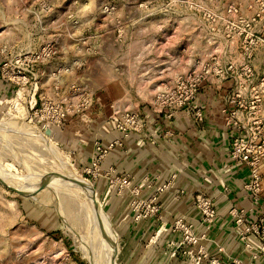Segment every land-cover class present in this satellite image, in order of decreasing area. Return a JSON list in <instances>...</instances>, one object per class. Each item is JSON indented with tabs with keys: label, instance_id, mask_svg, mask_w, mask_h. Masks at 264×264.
Returning a JSON list of instances; mask_svg holds the SVG:
<instances>
[{
	"label": "rangeland",
	"instance_id": "374dc122",
	"mask_svg": "<svg viewBox=\"0 0 264 264\" xmlns=\"http://www.w3.org/2000/svg\"><path fill=\"white\" fill-rule=\"evenodd\" d=\"M190 90L185 108L195 114L207 91L225 124L237 108L264 124V0H0V174L32 184L22 195L0 181V264H93L101 244L90 202L52 186L73 175L110 221L113 264H264L246 209L229 200L220 216L215 192H231L226 180L213 187L197 170L200 179L176 186L175 175L158 183L102 168L144 132L147 113L170 111L169 97ZM190 166L179 163L180 174ZM41 178L51 183L37 190ZM171 188L176 195L161 200ZM199 195L215 204L213 217Z\"/></svg>",
	"mask_w": 264,
	"mask_h": 264
},
{
	"label": "crops",
	"instance_id": "0c3cea01",
	"mask_svg": "<svg viewBox=\"0 0 264 264\" xmlns=\"http://www.w3.org/2000/svg\"><path fill=\"white\" fill-rule=\"evenodd\" d=\"M195 106L202 113L201 120L196 118L194 110L187 108L176 111L171 117L166 111L147 113L144 132L133 134L131 138L124 141L123 146L110 151L102 168L116 166L119 170L137 174L138 178L152 173L153 177H158V183L175 175L176 186L185 176L189 183L190 181L194 183L202 174L205 179L208 177L214 184V186L203 184L209 189L211 186L219 187L220 180L224 179L233 187L231 192L226 194L227 196L222 195L221 192H215L220 216L223 217L226 214L228 205L232 201L246 209L248 221L257 218L264 212V171L261 185L262 198L259 202H253L249 191L245 189V184L249 180L248 168L242 166L234 167L232 170L227 166L231 143L237 135V130L224 123V113L221 111L223 103L221 104L207 91H202L198 94ZM181 162L191 165L183 175L179 172ZM95 189L98 190L97 187ZM170 191L162 194L161 200L163 197L176 195L175 188H171ZM175 202H177L175 209L182 208L187 213L195 211L193 203L189 200L183 202L175 200ZM226 223L229 224L228 219L217 223L221 233L228 227ZM250 240L258 246L256 239Z\"/></svg>",
	"mask_w": 264,
	"mask_h": 264
},
{
	"label": "built area",
	"instance_id": "2783aa9c",
	"mask_svg": "<svg viewBox=\"0 0 264 264\" xmlns=\"http://www.w3.org/2000/svg\"><path fill=\"white\" fill-rule=\"evenodd\" d=\"M195 97L196 92L192 90L190 92L185 91L180 96H177L176 93L171 95L169 98L173 107L168 111L169 116L171 117L174 114V110L187 107ZM195 115L198 120H201V113L197 112ZM227 115L228 125L237 130V135L231 143L230 160L236 165L248 168L249 180L245 184V189L249 191L253 202H259L262 198V168L264 167V124L259 125V122L250 121V119L245 120L239 114L238 108L229 110ZM111 170L113 171V169ZM197 202L206 217H213L217 213L215 204L212 203L211 199L199 195ZM243 209L240 208L239 210L243 212ZM248 223L246 233L250 232L259 241L261 245L259 253H262L264 257V212Z\"/></svg>",
	"mask_w": 264,
	"mask_h": 264
},
{
	"label": "bare ground",
	"instance_id": "6f19581e",
	"mask_svg": "<svg viewBox=\"0 0 264 264\" xmlns=\"http://www.w3.org/2000/svg\"><path fill=\"white\" fill-rule=\"evenodd\" d=\"M73 176H74L73 178H59L58 177V178L54 179L56 181H55L54 184H52V186L53 185H54V187L62 186V188L64 186L65 187L66 186L74 187V188H77V189L81 190L85 194V196L87 197L88 201L90 202L92 213L94 214L93 218L96 221V224L93 222V226H92V227H94V230L96 231L97 238H95V239H98L99 240V244H101V245H99L100 246V250L98 252V256H96L97 258L95 259V261H93V264H113L112 259L110 258V255H109L110 249L108 248L109 247V244H108L109 243V231H108L109 227H108V224L110 226V221L108 220L107 215L101 209V207L99 205V202H98V205H99L98 209L95 206L94 201H93V195L94 194L92 195L93 192L91 193V190H93L92 187L90 186L91 187V190H90L89 186L86 183L87 181L84 182L83 179H81V177H79V175L78 176L77 175H73ZM0 179L3 180L4 182H6L11 187L19 189L21 191L27 190L32 185L30 183H27V184L24 183L26 185H16V184L12 183V181L8 182L7 179H10V178H8L7 176H5L3 174H0ZM44 183L50 184L51 182L45 180L44 178H41L40 180H37V182L33 183V185H41V184H44ZM95 217H96V219H95ZM112 232H113V230H112ZM114 236L115 235L113 233V238H114ZM97 250L95 251V253L97 252ZM89 252L92 255L91 250H89ZM91 261H92V259H91Z\"/></svg>",
	"mask_w": 264,
	"mask_h": 264
},
{
	"label": "water",
	"instance_id": "95a60500",
	"mask_svg": "<svg viewBox=\"0 0 264 264\" xmlns=\"http://www.w3.org/2000/svg\"><path fill=\"white\" fill-rule=\"evenodd\" d=\"M0 181L3 183V181H2L1 179H0ZM46 184H47V183L41 184V185L37 188V190L40 189V188H42V187L45 186ZM11 189H12L13 191L19 193V194H22V195L30 194V193L23 192V191H21V190H19V189L13 188V187H11ZM93 191H94V189H93ZM93 201H94L95 206H96L97 209H98L99 205H98V201H97V197H96V195H95V192H94V195H93ZM114 242H115V241H113V242L111 243V245L113 246V248H114V246H115V243H114Z\"/></svg>",
	"mask_w": 264,
	"mask_h": 264
}]
</instances>
